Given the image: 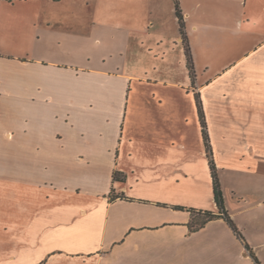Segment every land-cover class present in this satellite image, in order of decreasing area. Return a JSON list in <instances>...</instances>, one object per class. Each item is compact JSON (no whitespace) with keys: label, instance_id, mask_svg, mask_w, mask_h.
<instances>
[{"label":"crops","instance_id":"obj_1","mask_svg":"<svg viewBox=\"0 0 264 264\" xmlns=\"http://www.w3.org/2000/svg\"><path fill=\"white\" fill-rule=\"evenodd\" d=\"M107 1L75 34L0 0V264H256L175 208L217 212L196 94L264 264V0H179L193 79L173 0Z\"/></svg>","mask_w":264,"mask_h":264},{"label":"trees","instance_id":"obj_2","mask_svg":"<svg viewBox=\"0 0 264 264\" xmlns=\"http://www.w3.org/2000/svg\"><path fill=\"white\" fill-rule=\"evenodd\" d=\"M174 4V11L175 15L178 18V24H179V30H180V35L182 37V41L184 44V50H185V55H186V61H187V66L190 72V76L193 79L195 76L194 73V66H193V61H192V55H191V50L190 46L188 44V40L184 31V22H183V16L180 10L179 6V0H173ZM196 100H197V108H198V116H199V121L201 125V132H202V137L205 145V152L206 156L208 159V165H209V170H210V175L212 179V192H213V200L215 202V205L217 207V212L213 213L208 210H203V211H198L195 212L192 208H186L184 206H175L176 209L180 210H186L190 211L192 218L190 219L188 223V228L190 231H195L202 227L208 220L216 219V218H222L232 229L234 234L242 240L244 243L246 249L249 251L250 256L254 260L256 264H261L252 249L248 246V244L244 241V238L232 219L229 217L227 214L225 208H224V200H223V194L220 186V182L217 176V171H216V166L212 157V150L209 142V136H208V131H207V124L205 120V115L203 111V106L201 103V100L199 96L196 94ZM113 178L115 180H123V174L120 172L115 171L113 173ZM116 197H123L122 195H114L111 194L110 199H114Z\"/></svg>","mask_w":264,"mask_h":264},{"label":"rangeland","instance_id":"obj_3","mask_svg":"<svg viewBox=\"0 0 264 264\" xmlns=\"http://www.w3.org/2000/svg\"><path fill=\"white\" fill-rule=\"evenodd\" d=\"M107 0H34L35 16L42 24L56 25L75 34L89 31L100 21ZM34 13V12H33Z\"/></svg>","mask_w":264,"mask_h":264}]
</instances>
